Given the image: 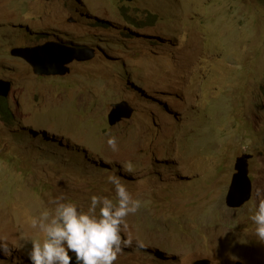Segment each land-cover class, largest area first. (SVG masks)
<instances>
[{"label":"rangeland","instance_id":"374dc122","mask_svg":"<svg viewBox=\"0 0 264 264\" xmlns=\"http://www.w3.org/2000/svg\"><path fill=\"white\" fill-rule=\"evenodd\" d=\"M46 43L95 59L40 77L10 55ZM1 79L13 86L12 118L0 115L5 264H31L43 234L29 217L56 197L85 212L93 195L115 202L113 174L142 201L114 264H264L254 201L226 204L243 155L264 190V0H0ZM120 102L134 113L111 126Z\"/></svg>","mask_w":264,"mask_h":264},{"label":"clouds","instance_id":"9594fccd","mask_svg":"<svg viewBox=\"0 0 264 264\" xmlns=\"http://www.w3.org/2000/svg\"><path fill=\"white\" fill-rule=\"evenodd\" d=\"M44 1L50 2L53 0ZM124 1L132 3L134 0ZM153 18L156 19V16L153 15ZM69 22L73 23L75 20L71 18ZM130 23L139 27L144 26V24H139V22L133 18L130 19ZM54 45L57 46L56 44ZM63 48L85 52L88 55L91 53L93 58L90 60L95 59V50L92 48L86 47V49L83 50L79 49V47H62L59 49ZM90 60H75L74 62H88ZM70 65L67 66L69 69ZM0 99H5L7 101L8 98L1 97ZM117 104H113L112 109L113 106ZM107 145L113 151L118 150L117 139L114 136H109ZM128 170H131L130 165L128 166ZM107 181L114 185L116 195L115 202L108 197L93 195L90 198L88 210L85 212L79 209L74 203L63 202L64 197L61 195L52 201L55 205L52 212L44 210L39 216L29 217L30 226L33 229H38L39 232L43 234L42 241L39 239H33L31 241L32 249L29 253L31 264H114L118 256L123 252V249L132 245L131 237L129 236L128 238L122 239L121 234L128 229L126 217L137 213L142 206V201L132 198L126 186L121 183L118 176L114 174L109 175ZM250 197L254 201V206L250 209L251 215L249 218L253 222L255 236L258 240L264 241V190L254 188L250 193ZM21 238H23V236ZM137 246L143 248L145 245L142 241L137 240ZM0 251H3L5 256L11 255L9 245L3 239H0ZM0 264H5V261L0 260Z\"/></svg>","mask_w":264,"mask_h":264},{"label":"water","instance_id":"95a60500","mask_svg":"<svg viewBox=\"0 0 264 264\" xmlns=\"http://www.w3.org/2000/svg\"><path fill=\"white\" fill-rule=\"evenodd\" d=\"M59 48L62 47L47 43L36 47L15 48L11 51V55L26 61L38 76H65L70 72L67 66L75 60L87 61L93 58L91 53L88 55L85 52L73 49ZM11 91L12 83L0 80V98H9ZM133 113V108L127 102L114 105L108 116L109 123L111 126H115L119 121L131 118ZM250 158L249 155H243L236 161V173L233 176L231 187L226 197V203L229 208H241L251 200L250 193L253 190V186L249 178L248 161ZM196 264H211V262L203 260Z\"/></svg>","mask_w":264,"mask_h":264},{"label":"trees","instance_id":"16d2710c","mask_svg":"<svg viewBox=\"0 0 264 264\" xmlns=\"http://www.w3.org/2000/svg\"><path fill=\"white\" fill-rule=\"evenodd\" d=\"M0 115L4 120H10L12 118V112L9 108L8 101L0 99Z\"/></svg>","mask_w":264,"mask_h":264}]
</instances>
